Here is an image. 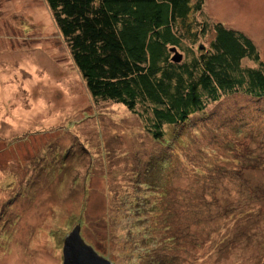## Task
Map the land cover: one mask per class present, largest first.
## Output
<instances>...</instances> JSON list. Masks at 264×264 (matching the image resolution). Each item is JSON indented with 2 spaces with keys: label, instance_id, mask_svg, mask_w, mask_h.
<instances>
[{
  "label": "rangeland",
  "instance_id": "374dc122",
  "mask_svg": "<svg viewBox=\"0 0 264 264\" xmlns=\"http://www.w3.org/2000/svg\"><path fill=\"white\" fill-rule=\"evenodd\" d=\"M204 2L264 62V0ZM143 123L91 97L45 0H0V264H61L78 223L111 264H264V98L222 95L161 141Z\"/></svg>",
  "mask_w": 264,
  "mask_h": 264
},
{
  "label": "trees",
  "instance_id": "16d2710c",
  "mask_svg": "<svg viewBox=\"0 0 264 264\" xmlns=\"http://www.w3.org/2000/svg\"><path fill=\"white\" fill-rule=\"evenodd\" d=\"M45 3L91 97L123 105L142 118L157 141L164 139V125L176 129L222 95L243 90L264 98V62L254 41L243 31L208 21L204 0ZM210 32L208 46L195 48ZM175 52L181 55L178 62L172 59ZM244 59L256 66H243ZM150 264H166V259Z\"/></svg>",
  "mask_w": 264,
  "mask_h": 264
},
{
  "label": "water",
  "instance_id": "95a60500",
  "mask_svg": "<svg viewBox=\"0 0 264 264\" xmlns=\"http://www.w3.org/2000/svg\"><path fill=\"white\" fill-rule=\"evenodd\" d=\"M172 51H175L172 49ZM172 59L178 62L181 55L174 53ZM80 225L76 224L63 239L61 264H111L99 255L90 245L85 243L80 233Z\"/></svg>",
  "mask_w": 264,
  "mask_h": 264
}]
</instances>
